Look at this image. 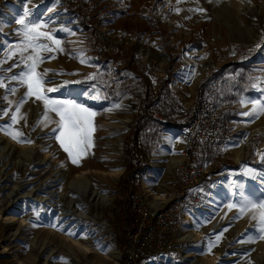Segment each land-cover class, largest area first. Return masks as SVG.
Here are the masks:
<instances>
[{
	"label": "rangeland",
	"instance_id": "obj_1",
	"mask_svg": "<svg viewBox=\"0 0 264 264\" xmlns=\"http://www.w3.org/2000/svg\"><path fill=\"white\" fill-rule=\"evenodd\" d=\"M48 1L46 9L61 6L77 26L53 31L48 22L35 19L48 25L41 31L51 32L61 41L60 47L63 48V51H59L52 41L41 38V43L49 44L54 50L50 53L41 52L45 61L38 66L37 71L43 74L45 69L49 70L44 76L45 89L58 88V91L46 93L50 99L74 100L97 113L93 119V147H89L79 157L78 164L72 163L68 153L55 139L58 131L53 132L59 117L49 112V120L43 123H40L43 118L32 121L31 110L35 103H41L45 109L44 102L35 97L23 104L17 114L18 123L12 124L11 116L27 89L7 77L24 70L22 64L14 67L20 63L18 49L22 47L24 29L19 23L11 22L7 26L0 16V61L6 60L0 64V76L5 77L9 87L16 88L15 94L0 88V264H124L122 253L126 236L136 217V208L141 203L155 205L162 201V205L170 202L169 206L178 208L177 217L182 224L171 239L168 238V247L158 252L147 264L166 259L167 264H190L198 259L200 261L197 264H264V239L260 238L264 232L260 230L259 214L255 211L242 214L239 210L245 200L264 202V194L253 192L255 182L264 183V114L258 117L244 115L253 111L255 105L251 101L264 103V0H98L101 24L94 29L98 41L93 31L90 33L81 27L63 0ZM163 1L168 3L172 13L163 8ZM29 3L33 6L31 1ZM1 10L0 2V14ZM20 19L26 22L30 20L24 14L18 17ZM107 35L113 38L114 45L110 44ZM72 36L76 38L70 40ZM145 45H153L167 57L161 70L153 67L140 51V47ZM101 47L107 55L97 56ZM13 51H17V55L8 58V54ZM186 51L205 53L206 57L200 59L202 63L215 62L199 83L195 94L185 90L190 85L189 78L183 81V88L176 82L184 68L183 54ZM29 52L24 55L27 56ZM53 56L54 59L49 58ZM132 59L136 70L129 65ZM241 61L252 64L254 83L251 93L241 97L235 105V118L223 122V129L227 131L226 136L230 141L220 144L219 149L217 146L207 148L204 152L202 148L198 149L192 160L195 171H186L182 179L177 177L180 167L175 171L176 177L159 169L156 179H148L145 185L147 172L153 169L151 157L162 144L142 159L133 158V163L129 159L128 151L134 143L132 124L144 103L145 90H157L159 82L166 80L172 72L169 88L178 106L183 111L195 108L202 82L211 73ZM9 68L12 70L8 71ZM105 71L110 76L121 72V84H129L136 95L127 93L125 97L117 99L106 94L107 88L102 92L101 87L94 84L90 77ZM9 101L12 103L9 104ZM7 109L11 111L5 116L3 111ZM21 116L24 118L21 119ZM108 116H113L115 123H124L126 126L119 130L114 128L118 132L113 131L111 134L117 144V157H101L103 164L100 163V167L81 165L86 158L94 161L92 159H95L96 150L103 149L107 139L101 136V127L106 125ZM8 125H12V135L6 130ZM249 129L254 130L251 153L245 161L236 162L229 154L238 145L246 144ZM173 130L176 129L162 131L161 142L164 132ZM17 131L23 135L13 138ZM119 135L123 137L122 142L116 138ZM175 141V154L184 153L182 142ZM178 146L181 148L178 149ZM187 162L188 159L183 162L184 167H187ZM60 169L62 172H71L64 185L52 190L43 187L42 192L37 190ZM136 169L141 170V173L131 177V170ZM94 173L99 175L91 178L90 174ZM76 176L95 181L110 199L102 218H96V212H92L88 203L78 204L82 190L80 182L75 186L70 185ZM221 184L226 189L222 210L206 218L209 213L208 199ZM245 191L249 193L243 195ZM163 195L171 197L157 200ZM50 197L51 200L41 202V198ZM57 202L58 207L48 209L47 204L56 206ZM229 205L233 207L229 208ZM44 209L53 212L45 217ZM254 215L256 219H253ZM200 216L205 218L199 219ZM67 218L74 222L63 225ZM254 228H257L258 233ZM28 251H37L38 257H30ZM113 251H118V261L109 255ZM192 254L196 256L186 258Z\"/></svg>",
	"mask_w": 264,
	"mask_h": 264
},
{
	"label": "bare ground",
	"instance_id": "obj_2",
	"mask_svg": "<svg viewBox=\"0 0 264 264\" xmlns=\"http://www.w3.org/2000/svg\"><path fill=\"white\" fill-rule=\"evenodd\" d=\"M29 1H31L33 3V6L29 5L30 4ZM210 1H207V2H210ZM0 2L2 4V10H1L0 16H1L2 20L4 21V23L7 24V26L11 22L13 24L14 23H17L18 17L21 14H24L25 12H28L29 13V15L27 16V18L30 19V20L41 19V20H44V21L48 22L53 31L54 30H57L59 28H63V27L75 28L77 26V23L72 19L71 16H69L67 13L64 12V10L62 9L61 6L57 5V6L53 7L50 10L46 9L45 6L48 5L47 4L49 2L48 0H0ZM75 38H76V36H72L70 38V40H74ZM22 39H24V37ZM107 39H108V41L110 42L111 45H114L115 44V42L112 40L113 38L111 36L107 35ZM140 51H142L145 54V56L147 57V59L149 60V62L152 64V66L155 67L158 70H161L163 68L164 64L167 62V57L163 54V52L161 50H159L158 48L154 47L153 45L141 46L140 47ZM203 57H206L205 53L196 52V51H186L183 54L184 68H182V70L180 71V73L178 74V77L176 79V82L178 83V86L179 87H182L183 88V86H184L183 85V81L186 80L187 78H189L190 79L189 80L190 81V85L185 90L192 91L193 94L196 93V91L198 89V86H199V83L204 78V76L206 75V73L215 64L214 61H208V62L202 63L200 59L203 58ZM30 105H31V103H30ZM42 107L43 106L39 102L35 103L32 106V110H31L32 111V121H37L38 119L43 118L44 113H45V109L42 108ZM108 117H109V120L106 122V125L104 124L105 126L101 127V128H103V130L101 129L102 130L101 136H104L107 139L106 142L104 143L103 147H102L103 149L102 150H99V148H98V150H96V152H95V155L96 156L94 157L95 159H92L94 161H90L89 158H86L84 160L85 163L82 162L81 165H88V164H90L93 167H100L99 165H100V163H102V161L100 160L101 157H102V159L103 158L104 159H112L114 157H117L116 156L117 153H118V151H117V144L115 143L116 141L114 142L113 137H112L111 134L113 133V131H115L114 128H116V129L119 130V129L125 128L126 126H125L124 123L123 124L115 123L113 121V119H112L113 116H108ZM118 122H120V121H118ZM31 123H33V122H31ZM115 132H118V131H115ZM253 134H254V130L249 129L248 135L246 137V144L238 145L236 148L233 149L232 153L229 154V156H231L236 162H243V161H245L247 159V157L249 156V154L251 153V142H252ZM116 138L118 139L119 142H122L123 141V137L121 135L117 136ZM175 140H180L179 139V132L177 130L165 131L164 132L162 144L158 147V149L156 150V152L151 157L153 169L150 170L149 172H147V178L144 181V184L145 185L148 184V179L149 180H152L153 178L156 179L157 172H158L159 169H164L166 173L171 174L173 177L176 175L175 174V171L182 164V162L184 161L185 154L184 153H180L179 154V152L175 154V152L173 151V149H174L173 147H174V144H175L174 141ZM98 142H99V139H98ZM180 145H181V143H180ZM92 147H93V145H92ZM180 148H181V146H178V149H180ZM118 149H119V146H118ZM29 152H31V151H29ZM28 153H26V154H28ZM172 153L174 154L173 156L171 155ZM75 164H78V163H75ZM73 170H74V168H73ZM93 172H95V171H93ZM69 173H71V172L70 171L69 172H67V171L66 172H62L61 169L60 170H57L50 178H48L47 181L45 180L46 182L44 184H42L37 190H40L41 191V190H43V189H41L43 187H44V189H47V187H48V188H50L52 190V188L55 189L56 187L61 186L62 184L64 185V182H66L67 179L69 178L68 177ZM96 173H97V171H96ZM97 175H99V174H95V173L94 174H90V177L91 178L92 177L94 178ZM162 177H164V176H162ZM76 183H79L80 187H82V190H80V196H81V198L77 200L78 204L88 203L89 205H91V208L93 209L92 212L93 213L96 212V214H97V217L96 218L97 219L102 218L101 215L103 214V211H104L105 206H108L110 204V199L107 198L106 195H104V193L102 192V189H100L95 184V181L93 182L92 179L91 180H88L87 177L86 178H78L76 176L75 180H72L70 182V185L73 184L75 186ZM61 189H62V187H61ZM70 191H72V189ZM225 192H226L225 186H224V184H221L220 187L217 188L210 197L208 196L209 199H208V210L207 211L209 213L206 215V218L207 217H211L215 213L218 214L219 211L222 210V205H223L224 199H225ZM253 192L255 194H258V195H263L264 194V183L255 182L254 185H253ZM242 193H243V195H246L247 193H249V191H245V192H242ZM173 194L174 193H172L171 196H173ZM171 196H168V195L164 196L163 195L162 197H158L157 200H161L163 197H165V198L168 199ZM65 198H66V196H65ZM49 199L51 200L52 197L45 198V199L44 198H41V200H42L41 202L45 203V201L46 200L48 201ZM163 203H164L163 201L162 202H156L155 205L160 206ZM47 205H48V209H49L50 207H58L59 203L56 206L53 205V204L52 205L47 204ZM79 208H80V206H79ZM44 210H45V212H44L45 217L49 216L53 212V210H51V211H49L47 209H44ZM82 215H84V214H82ZM91 215L92 214H90V216ZM70 216H72V215H70ZM92 216H94V215H92ZM198 218L199 219H203V218H205V216H200ZM89 219H91V218H89ZM71 222L73 223L74 220H71L70 218H67L63 222V225L69 224ZM254 230H255L256 233H258L257 228H254ZM14 234L16 235V233H14ZM28 255H30V257L31 256L32 257L35 256V258H36V256L38 255V253H37V251L36 252L31 251V252H29ZM109 255H111V257L113 259H116L117 261L120 258V255H119L118 251L110 252ZM193 256H196V254L188 255V256H186V258H191L192 259ZM198 261H200V259H198L196 261H192V262H190V264H197ZM167 263H168V260L166 259V260H161V261H159L156 264H167ZM47 264H49V263H47Z\"/></svg>",
	"mask_w": 264,
	"mask_h": 264
},
{
	"label": "trees",
	"instance_id": "obj_3",
	"mask_svg": "<svg viewBox=\"0 0 264 264\" xmlns=\"http://www.w3.org/2000/svg\"><path fill=\"white\" fill-rule=\"evenodd\" d=\"M63 1L69 8V12L78 19L81 27L87 32L91 33L93 31L94 37L98 41L99 37L95 28L101 24L100 11H98L99 1ZM98 55H107V52L101 47L97 51ZM102 59L107 60V58ZM129 65L131 68L137 69L134 67V59L129 62ZM251 65V63L247 64L243 61L228 64L222 69L211 73L200 85L198 98L210 96L217 102L221 112L222 123H227L235 118L237 114L235 105L241 97L251 93L254 83ZM121 74V72H116L115 75L110 76L107 71L97 73L94 75L92 82L100 86L102 92L107 88L108 92L106 94L114 96L117 99L125 97L127 93L136 95L129 84H121ZM172 75V72H170L166 80L160 81L157 90L154 91L148 88L144 92V103L140 113L132 124V140L134 139V143L131 141L133 146L128 151L129 159L132 163L134 162L133 158L138 157V159H142V157L149 155L153 148L162 143V131L168 128L178 129L192 118V115L185 114L183 109L178 106V102L169 88ZM226 132L224 131L223 134L226 135ZM209 146L215 147L213 145ZM219 147L216 148L219 149ZM136 170H131V177L141 173V170Z\"/></svg>",
	"mask_w": 264,
	"mask_h": 264
},
{
	"label": "snow or ice",
	"instance_id": "obj_4",
	"mask_svg": "<svg viewBox=\"0 0 264 264\" xmlns=\"http://www.w3.org/2000/svg\"><path fill=\"white\" fill-rule=\"evenodd\" d=\"M200 11L203 10L201 9ZM24 15L27 17L29 13L25 12ZM17 23L23 26L24 40L22 41V47H19L18 49L20 63L14 65V67H20L22 64L24 70L18 74L7 77V79L10 81H16L21 86H26L27 91L25 92L24 98L16 105L15 112H13V115L11 116L12 124L14 125L18 123L17 114L20 113L23 104L26 103L29 98L35 97L36 100H42L44 102L45 113L40 123L49 120V112L55 113V115L59 117V120L56 122L57 128L53 129V132L58 131L55 139L60 142L63 150L68 153L72 163H78L79 157L83 156L87 149L92 146V133L94 132L93 119L97 113L74 100L50 99L47 96V92L58 91V88L45 89L44 76L49 70L45 69L44 73L41 74L37 71V68L45 61V57L41 55V52L44 51L50 53L54 49L49 44L41 43L40 41L41 38L52 41L57 50L63 51V48L60 47L61 41L56 39L51 32L41 31L42 28H46L48 25L39 20H28L26 22L25 19H20ZM63 31L69 30L63 29ZM29 50L31 51L29 52ZM25 52H29V54L25 56ZM14 55H17V51L10 52L8 58H11ZM49 58L54 59L55 57L53 56ZM5 62L6 60L0 61V64ZM11 70V68L8 69V71ZM90 79H94V77H90ZM48 83H51V81H48ZM0 88H4L7 92L12 94H15L16 92V88L9 87V85L5 83V77L2 76H0ZM93 98L95 99L96 97ZM5 99H7V97H5ZM11 103L12 102L9 101V104ZM251 103L255 105L253 111L246 112L244 115H255L258 117L260 114H264V103L260 101H251ZM117 107H119V105H117ZM9 111H11V109L3 111V115H8ZM20 118L23 119L24 117L21 116ZM11 128L12 125H8L6 128L10 135L13 134ZM21 135L23 134L17 131L13 138ZM231 207H233V205H229V208ZM239 210L242 214L247 211L258 212L259 223L261 226L260 230L261 232H264V202L255 203L250 200H245L240 205ZM256 218V215H254L253 219ZM260 238L264 239V235L260 236ZM219 239L220 237L218 236L217 240ZM249 242H255V240H250ZM209 247L211 248V245Z\"/></svg>",
	"mask_w": 264,
	"mask_h": 264
},
{
	"label": "built area",
	"instance_id": "obj_5",
	"mask_svg": "<svg viewBox=\"0 0 264 264\" xmlns=\"http://www.w3.org/2000/svg\"><path fill=\"white\" fill-rule=\"evenodd\" d=\"M163 3V8L172 13L168 3L165 1ZM184 113L192 115V118L176 130L179 132V139L184 147V161L188 159L189 170L184 167L183 161L179 166V175L177 174L179 179L185 176L186 171L187 173L195 171L192 160L198 149L209 145L219 147L220 144L230 141V138L223 134L219 106L210 96L198 99L195 108L185 109ZM169 203L160 207L141 203L136 208V217L126 236V244L122 253L124 264H147L158 252L168 247V238L171 239L182 224L177 217L178 208L173 209Z\"/></svg>",
	"mask_w": 264,
	"mask_h": 264
},
{
	"label": "crops",
	"instance_id": "obj_6",
	"mask_svg": "<svg viewBox=\"0 0 264 264\" xmlns=\"http://www.w3.org/2000/svg\"><path fill=\"white\" fill-rule=\"evenodd\" d=\"M211 146H206L204 148L201 149L202 152H204L207 148H210Z\"/></svg>",
	"mask_w": 264,
	"mask_h": 264
}]
</instances>
